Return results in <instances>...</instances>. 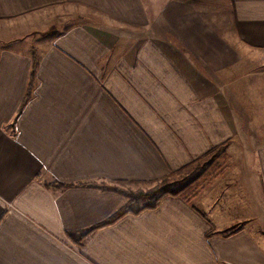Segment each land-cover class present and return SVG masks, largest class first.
Listing matches in <instances>:
<instances>
[{"label": "crops", "instance_id": "0c3cea01", "mask_svg": "<svg viewBox=\"0 0 264 264\" xmlns=\"http://www.w3.org/2000/svg\"><path fill=\"white\" fill-rule=\"evenodd\" d=\"M60 5L113 23L34 38ZM220 148L190 201L69 237ZM0 264H264V0H0Z\"/></svg>", "mask_w": 264, "mask_h": 264}, {"label": "trees", "instance_id": "16d2710c", "mask_svg": "<svg viewBox=\"0 0 264 264\" xmlns=\"http://www.w3.org/2000/svg\"><path fill=\"white\" fill-rule=\"evenodd\" d=\"M38 61L36 56H34V62H33V69H32V75L31 79L34 78L35 74V68ZM32 83L29 86V90L26 94L25 100L22 104L24 106L28 99L30 98L32 94ZM191 164H188L181 169L176 170L175 172H180L183 169L189 167ZM221 165L218 162L212 161L210 164L205 167L202 172L198 175L197 179L200 177H207L208 179H213L218 173L221 171ZM166 178H163L160 180V183L157 185L151 187L148 190H126L120 187H117L115 185H111L110 187L119 193L123 194L126 197L125 204L120 207L116 212L111 214L109 217L105 218L104 220L92 225L91 227L82 230L80 232H69V237L78 245H83L86 241V239L96 230L106 227L108 225H111L118 221L120 218L127 214H135L138 215L142 211L146 209H154L156 208L163 197L166 195H178L184 197L187 201H190V197L196 195V187L194 186L195 180L188 182L182 187H175L173 184L166 181ZM196 179V180H197ZM159 182V181H158ZM48 187L55 188V189H64L66 187L70 186H78V185H90V186H98L96 183H83V184H66V183H60V182H53L46 184ZM105 185V184H103ZM233 231H230L229 234H231Z\"/></svg>", "mask_w": 264, "mask_h": 264}, {"label": "rangeland", "instance_id": "374dc122", "mask_svg": "<svg viewBox=\"0 0 264 264\" xmlns=\"http://www.w3.org/2000/svg\"><path fill=\"white\" fill-rule=\"evenodd\" d=\"M52 15L53 12H48ZM54 16L51 19V23L53 24L51 27H45L39 32L36 33L34 38H39V40L50 39L55 32L65 29L68 25L77 24L80 22H86L87 20H92L95 23H113L111 20L106 18L98 11L84 9L80 6H71V5H60L57 8L55 7ZM129 27V26H126ZM130 28V27H129ZM215 153V154H214ZM219 158L221 161L223 160L222 157V148L218 149L217 151L207 155L205 159H202L197 164L191 165L180 173L173 174L166 178V181L173 184L175 187H182L190 181H197V177L202 172V170L207 167L212 159ZM202 179V178H200ZM159 182H155L149 185H135L130 183H122L118 186L120 188L126 190H148L151 187L157 185ZM117 186V187H118Z\"/></svg>", "mask_w": 264, "mask_h": 264}]
</instances>
